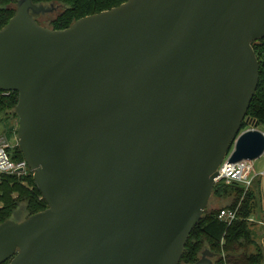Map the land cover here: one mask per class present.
<instances>
[{
    "label": "water",
    "instance_id": "1",
    "mask_svg": "<svg viewBox=\"0 0 264 264\" xmlns=\"http://www.w3.org/2000/svg\"><path fill=\"white\" fill-rule=\"evenodd\" d=\"M18 0L0 29V89L48 207L0 222V264H179L259 84L264 0H128L65 29ZM209 250L193 264H214Z\"/></svg>",
    "mask_w": 264,
    "mask_h": 264
},
{
    "label": "trees",
    "instance_id": "2",
    "mask_svg": "<svg viewBox=\"0 0 264 264\" xmlns=\"http://www.w3.org/2000/svg\"><path fill=\"white\" fill-rule=\"evenodd\" d=\"M126 1L128 0H33L37 5L61 6V11L49 20L47 27L51 29H65L78 19L112 9ZM17 2L18 0H0V29L15 15ZM34 16L42 24L38 20L39 15ZM253 47L259 60V84L247 111L245 119L248 121H244L242 130L249 127L251 120L257 122V127L264 126V38L255 40ZM18 100L16 91L4 95L0 89V114L17 116L15 109ZM9 152L14 160L24 159L18 144L10 148ZM260 179L256 183L257 188L248 191L239 185L215 184L213 197L226 199L227 203L224 206L207 207L190 234L179 264L195 263L205 250L214 254V264H264L263 249L248 220L257 209L261 181H264V178ZM47 207V201L34 180L33 171L20 175L0 172V222L8 219L21 221ZM224 208L236 210L238 218L232 223L219 219V213ZM250 246H255L256 251H250ZM2 264H9V261Z\"/></svg>",
    "mask_w": 264,
    "mask_h": 264
},
{
    "label": "built area",
    "instance_id": "3",
    "mask_svg": "<svg viewBox=\"0 0 264 264\" xmlns=\"http://www.w3.org/2000/svg\"><path fill=\"white\" fill-rule=\"evenodd\" d=\"M13 91H3L4 95H10ZM0 114V121L2 119ZM4 121L0 123V172L10 174H26L30 170L33 171L27 161L14 160L11 157L9 149L14 147L10 141L5 127L2 128ZM229 155L224 159L218 168L219 175L216 183H224L228 185H239L248 191L252 188L258 179L264 177V172L257 173L255 170L254 160H241L238 162H229ZM215 183V184H216ZM238 218L236 210L224 208L219 213V219L232 223Z\"/></svg>",
    "mask_w": 264,
    "mask_h": 264
},
{
    "label": "rangeland",
    "instance_id": "4",
    "mask_svg": "<svg viewBox=\"0 0 264 264\" xmlns=\"http://www.w3.org/2000/svg\"><path fill=\"white\" fill-rule=\"evenodd\" d=\"M54 6H56V9L53 12L46 13V14H39L38 20L44 26H48L49 20L54 18L61 11V6L59 4H54ZM1 116L2 118H4V123H3L4 125L2 126V128L3 127L7 128L6 132L12 144L13 145L18 144V121H19L18 116L9 117L4 114H2ZM253 127H256V126L250 123L248 128H253ZM256 128L264 132V126H259ZM254 165H255V170L257 173L264 172V153L260 157L254 160ZM258 180H261V179H258ZM253 188H257L256 183L252 187V189ZM257 200H258L257 209L248 218V220L249 222L252 223L251 230L255 233V238L257 242L260 244L264 252V181L263 180L261 181V189H260L259 197ZM226 203H227L226 199L222 200V199L214 198L213 192H212L209 206H218V205L224 206ZM250 251L255 252L256 251L255 246H250Z\"/></svg>",
    "mask_w": 264,
    "mask_h": 264
}]
</instances>
